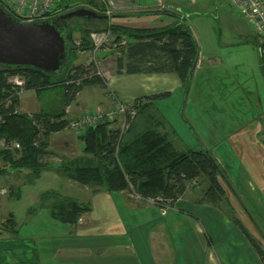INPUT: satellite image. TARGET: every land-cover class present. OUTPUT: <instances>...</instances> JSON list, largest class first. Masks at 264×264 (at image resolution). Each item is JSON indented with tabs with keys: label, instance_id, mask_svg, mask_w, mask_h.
Instances as JSON below:
<instances>
[{
	"label": "trees",
	"instance_id": "1",
	"mask_svg": "<svg viewBox=\"0 0 264 264\" xmlns=\"http://www.w3.org/2000/svg\"><path fill=\"white\" fill-rule=\"evenodd\" d=\"M71 2L58 0L52 12L38 19L53 18L71 9ZM93 3L96 5L94 10L105 16L86 19L85 26L76 23L70 25L65 19L66 57L58 71L0 63V138L8 143L16 140L20 144L19 147L0 149L6 164L0 167V177L6 171L27 169L26 182L33 183L43 170L54 166L60 175L93 186V192L100 188L108 191L127 189L144 198L151 197L154 201L163 200L171 204L185 191L193 178L202 174L208 181L201 191L202 200L220 207L226 198L236 211L228 195L230 191L233 193L228 177L224 175L212 152L203 147L185 150L175 147L172 140L175 129L166 127L165 117L156 104L158 99L170 95V90L140 95L129 102L135 108V114L125 128L114 125L115 120H101L83 128L78 132L82 153L74 156L60 155V159L53 163L47 160L50 155L56 154L49 148V134L69 127L70 120L64 116L65 106L84 86L105 87L107 84L105 75L93 61L78 60L80 52L93 47L91 31L108 29L113 34L114 47L119 51L116 57L118 71H175L186 83L198 59L199 47L185 16L174 13L171 20L162 24L130 26L110 20L102 1L94 0ZM0 5L16 17L1 2ZM260 51L264 53V42L260 43ZM13 73L24 75L23 88H32L37 94L45 88L62 85V109L52 113L42 109L32 113L19 110L18 88L8 79ZM20 189L18 185L16 196L21 194ZM42 207L48 209L53 219L75 224L81 214L91 208V202L50 187L39 192L37 203L29 207V212ZM230 219L264 262V248L261 246L264 244V234L254 226L253 233L236 214L231 215ZM17 223L11 211L0 222V228H11L17 235Z\"/></svg>",
	"mask_w": 264,
	"mask_h": 264
},
{
	"label": "crops",
	"instance_id": "2",
	"mask_svg": "<svg viewBox=\"0 0 264 264\" xmlns=\"http://www.w3.org/2000/svg\"><path fill=\"white\" fill-rule=\"evenodd\" d=\"M113 1L116 8L109 15L110 20L130 26L158 25L171 20L174 13L183 16L187 13L176 1H169L165 8L149 6L147 0ZM252 28L261 43V34L253 25ZM116 51V47H111L107 56L115 54V57L101 70L107 79L106 86H101L104 91L98 89L100 85L81 88L65 106L66 118L70 120L81 114L86 106L93 105L88 104L90 102L109 106L113 95L131 102L144 94L164 90L171 93L170 88H154L155 76L174 78L176 83L178 80L183 84L175 71H118L119 51ZM258 56L257 61L264 68V53L260 51L254 58ZM41 94L43 92L37 94L32 88L21 89L18 109L27 113L41 109L52 113L62 109V92L57 102L50 96L43 100ZM263 128L260 121L243 123L231 142L248 172V185L262 195V198L258 195L260 201L264 200V139L260 137ZM48 144L56 152L53 162H57L60 155L82 153L78 132L68 126L51 132ZM45 170L58 174L54 166ZM65 180L67 186L62 191L91 200V208L83 212L75 224L53 219L48 209L42 207L28 214L23 223L24 233L21 234L20 222L21 231L17 235L11 228H0V264H261L251 243L230 219L233 214L202 200L198 189L191 190L194 182H189L176 201L169 204L131 196L127 189L100 188L93 192L91 185L70 178ZM38 193L33 191L32 197H39ZM233 197L239 216L250 226L249 215L239 209L240 203Z\"/></svg>",
	"mask_w": 264,
	"mask_h": 264
},
{
	"label": "rangeland",
	"instance_id": "3",
	"mask_svg": "<svg viewBox=\"0 0 264 264\" xmlns=\"http://www.w3.org/2000/svg\"><path fill=\"white\" fill-rule=\"evenodd\" d=\"M71 1V9L76 8L74 6L96 7L94 0ZM111 1L109 5L113 10L116 8L115 2ZM181 6L187 11L185 19L197 41L199 55L186 83L155 76L153 81L157 85L154 88L171 89L170 95L156 101L157 108L165 117L166 127L175 129L172 140L176 148L185 150L203 147L212 152L232 187L233 193L230 191L228 195L231 199L233 196L238 199L242 206L239 205V209L244 210L251 218L252 226L264 234V200L260 201L258 195L261 198L262 195L248 185V172L242 167L238 153L231 146L234 141L232 136L241 124L260 121L264 127V68L257 61L260 57L254 58L260 52V42L249 19L244 13L228 6L226 0L183 2ZM87 20H92V17ZM67 22L70 25H87L84 16L68 17ZM113 38L112 34L99 48L100 70L105 64H111L115 57V54L107 56L111 47L115 46ZM261 39L264 37L261 36ZM90 54V50L80 52L78 60L88 61ZM175 79H178L176 75ZM98 87L104 91L101 86ZM63 91L62 85L45 88L41 99L46 100L45 97L50 96L57 102ZM61 104L64 105L63 96ZM88 104L93 105L86 108L101 106L109 109L113 106L112 103L106 107L93 102ZM121 119L120 116L115 118L114 124L121 125ZM260 137L264 139V128ZM47 160L53 162L56 158L50 155ZM1 166L6 164L0 155ZM27 171L10 170L0 177V222L8 217L9 212H15L17 224H22V231L19 229L21 234L24 233V220L32 213L29 207L37 203L38 197H32L33 191L40 192L50 187L64 190L67 186L66 177L56 174L54 170H44L34 183H27ZM190 182L195 185L191 186V190L198 189V194L208 183L202 174ZM18 185L21 186V194L16 196ZM129 194L134 196L133 193ZM220 204V210L239 216V212L232 209L226 198ZM251 223L250 226L246 225L254 233ZM261 246L264 248V244ZM253 249L261 264H264L256 249Z\"/></svg>",
	"mask_w": 264,
	"mask_h": 264
},
{
	"label": "built area",
	"instance_id": "4",
	"mask_svg": "<svg viewBox=\"0 0 264 264\" xmlns=\"http://www.w3.org/2000/svg\"><path fill=\"white\" fill-rule=\"evenodd\" d=\"M106 5V13L111 14L112 9L109 5L111 0H100ZM169 1L183 2H197L202 0H147V4L152 7L162 8L169 6ZM222 1V0H219ZM228 6L237 10L249 19L254 28L264 36V0H226ZM0 2L19 19L23 21H31L41 17H46L48 13L52 12L56 7L58 0H0ZM110 30H93L90 32V37L93 41V47L90 50V59L98 66L99 48L105 41L111 37ZM99 71V69H98ZM9 81L13 86L18 88V91L23 89L25 84V77L20 73H13L9 76ZM112 107L104 109L101 106H94L85 108L79 116H75L70 120V127L76 132L83 128L94 125L101 120H115L121 117V127L125 128L128 120L135 114V108L127 101L122 100L116 95L112 96ZM2 147H19L20 144L16 140L9 143L5 142L4 138H0ZM137 198H144L138 193H133ZM154 201L151 197H146ZM145 198V199H146Z\"/></svg>",
	"mask_w": 264,
	"mask_h": 264
},
{
	"label": "water",
	"instance_id": "5",
	"mask_svg": "<svg viewBox=\"0 0 264 264\" xmlns=\"http://www.w3.org/2000/svg\"><path fill=\"white\" fill-rule=\"evenodd\" d=\"M71 16L89 19L105 15L79 6L53 18L23 21L0 5V63L58 71L66 57L65 19Z\"/></svg>",
	"mask_w": 264,
	"mask_h": 264
},
{
	"label": "flooded vegetation",
	"instance_id": "6",
	"mask_svg": "<svg viewBox=\"0 0 264 264\" xmlns=\"http://www.w3.org/2000/svg\"><path fill=\"white\" fill-rule=\"evenodd\" d=\"M90 19V18H89Z\"/></svg>",
	"mask_w": 264,
	"mask_h": 264
}]
</instances>
